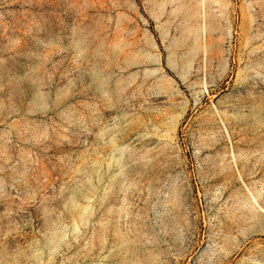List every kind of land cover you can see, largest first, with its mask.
Listing matches in <instances>:
<instances>
[{
	"label": "rangeland",
	"instance_id": "1",
	"mask_svg": "<svg viewBox=\"0 0 264 264\" xmlns=\"http://www.w3.org/2000/svg\"><path fill=\"white\" fill-rule=\"evenodd\" d=\"M0 264H264V0H0Z\"/></svg>",
	"mask_w": 264,
	"mask_h": 264
}]
</instances>
